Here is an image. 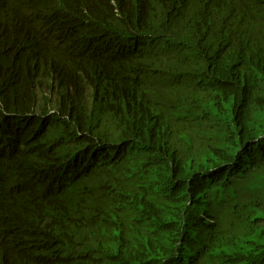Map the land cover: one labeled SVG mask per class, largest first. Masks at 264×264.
<instances>
[{"label":"trees","instance_id":"trees-1","mask_svg":"<svg viewBox=\"0 0 264 264\" xmlns=\"http://www.w3.org/2000/svg\"><path fill=\"white\" fill-rule=\"evenodd\" d=\"M0 264H264V0H0Z\"/></svg>","mask_w":264,"mask_h":264}]
</instances>
